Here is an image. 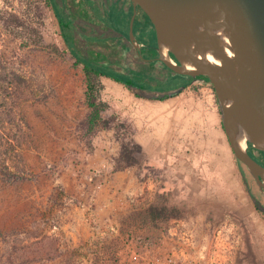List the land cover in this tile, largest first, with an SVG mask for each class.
<instances>
[{"label": "rangeland", "instance_id": "1", "mask_svg": "<svg viewBox=\"0 0 264 264\" xmlns=\"http://www.w3.org/2000/svg\"><path fill=\"white\" fill-rule=\"evenodd\" d=\"M61 1L79 28L104 32L85 0ZM123 45L74 42L98 64L135 59ZM99 83L106 127L88 134L82 65L49 0H0V264H152L172 254L264 264V198L232 153L212 86L196 80L148 106Z\"/></svg>", "mask_w": 264, "mask_h": 264}, {"label": "water", "instance_id": "2", "mask_svg": "<svg viewBox=\"0 0 264 264\" xmlns=\"http://www.w3.org/2000/svg\"><path fill=\"white\" fill-rule=\"evenodd\" d=\"M129 1L128 42L137 53L153 50L152 61L172 75L212 86L232 153L264 198V166L249 153H264V0ZM138 10L152 26L154 45L141 44L134 35ZM136 90L154 100L184 88L156 94Z\"/></svg>", "mask_w": 264, "mask_h": 264}, {"label": "trees", "instance_id": "3", "mask_svg": "<svg viewBox=\"0 0 264 264\" xmlns=\"http://www.w3.org/2000/svg\"><path fill=\"white\" fill-rule=\"evenodd\" d=\"M50 4L53 8V13L57 18L60 19V29H61V38L65 45V47L68 49L72 57L75 59L76 64L82 65V71L85 77L86 82V91H85V103L89 109V114L87 116V129L86 132L88 134H93L97 131H99L101 128L106 127V123L103 121V114L106 113L108 109V105L100 100V90H101V84L99 83L100 77H105L108 79H111L112 81L121 84L125 86L128 90L133 92V89H138L143 92H149V93H163L168 92L172 90H176L180 87L187 88L190 85V82L192 79L188 77L178 76L171 79V84H163L161 85L157 81H155L150 74L142 73V72H135V71H127V68L130 66H133L135 61H138L142 63L145 59L143 57L140 59H126L123 60V63L121 61H113V60H107L105 63H95L94 61H91L87 58H84L79 55V53L74 48V42H73V34L71 27L69 25V18H70V11L65 8V4L62 2L60 3L59 8H57L55 5H53L54 0H49ZM93 4V3H92ZM89 9L92 11V15L96 20H99L100 23L106 28L104 35H109L108 32L113 31L117 36L113 37H107L102 38V41H104L106 44H111L110 46L115 45L117 49H120V46L123 45L124 41H127L128 45L130 46V43L128 42V25L129 20L132 15V12L128 16L125 22L118 23L117 16L120 18V13L116 14L115 11H117L118 8H112L111 12L113 16H111L109 19L104 20L99 18V11L96 9L93 5L88 4ZM144 19L146 20L145 24H143L139 19H135L134 21V34L135 29L140 24H143L147 27L152 28L151 24L149 23L148 19L145 17V15L142 13ZM143 19V18H142ZM140 23V24H139ZM122 24V25H121ZM142 26V30L144 31L142 34H146V27ZM141 27V26H140ZM113 37V38H112ZM118 37V38H117ZM116 39V42L113 43L112 40ZM110 39V40H109ZM153 37V42H154ZM120 42V44H119ZM118 46V47H117ZM127 47L123 45V50H125ZM143 56V55H142ZM130 58V56L128 55ZM123 64V65H122ZM125 64V65H124ZM127 64V65H126ZM128 66V67H127ZM154 80V81H153ZM152 82H156L155 85L152 84ZM213 90V89H212ZM182 92V91H181ZM180 92V93H181ZM214 92V91H213ZM179 93V94H180ZM134 96L137 98H141L138 91L133 92ZM215 94V93H214ZM176 95H165L163 98H157L154 100L157 101H163L169 97H175ZM134 143V142H133ZM137 144V143H136ZM135 145V158H133L134 162H139L143 159L142 156V148L140 145ZM131 152L128 150L122 151L123 158H131L130 157ZM132 164V163H130ZM129 164V165H130Z\"/></svg>", "mask_w": 264, "mask_h": 264}, {"label": "flooded vegetation", "instance_id": "4", "mask_svg": "<svg viewBox=\"0 0 264 264\" xmlns=\"http://www.w3.org/2000/svg\"><path fill=\"white\" fill-rule=\"evenodd\" d=\"M60 3L62 4V2H61V0L60 1H58V0H54V2H53V5H55L57 8H59V5H60ZM65 7H66V5H65ZM132 12H133V10H132ZM55 15V14H54ZM56 17V16H55ZM140 17L141 18H143L144 19V17H143V15H142V12L141 11H139L138 10V13H137V15H136V17H135V19L137 18V19H140ZM57 18V17H56ZM58 19V22H59V26H60V23H61V21H60V19L59 18H57ZM95 19V18H94ZM96 20V19H95ZM96 21H98V20H96ZM144 21L146 22V20L144 19ZM99 22V21H98ZM78 23V21H76V19L75 18H69V25H70V27H71V30H72V34H73V42H75L76 40H80L81 39V37L86 41V42H88V43H91V44H100V43H102V44H106L104 41H102V38L104 37V38H107L108 36L109 37H111L112 35H113V37H116L117 35L113 32V31H110V32H108V34L109 35H104V33H105V30H106V28L102 25V27H103V29H104V32H102V31H98V30H94V29H91V28H89L88 30H82L81 28H79V26L81 27V25H78L77 24ZM75 24H77V25H75ZM82 25H83V27L85 28L86 26H85V23H81ZM151 29V31H152V40H153V37H154V33H153V29L152 28H150ZM133 32H134V27H133ZM135 35V34H134ZM136 36V35H135ZM112 37V38H113ZM118 38V37H117ZM117 38H115L114 40H112L113 41V43L114 42H116V39ZM136 38H137V40L139 41V40H141L142 41V37H141V39H140V37H139V39H138V37L136 36ZM110 40V39H109ZM140 42V41H139ZM141 43V42H140ZM152 43H154L153 41H152ZM119 44H120V42H119ZM141 44H144V43H141ZM106 45H111V44H106ZM116 45H117V42H116ZM145 45H148V44H145ZM151 45H154V44H151ZM122 46V45H121ZM113 49H115V51H117V48H115L116 46L115 45H113L112 44V46H111ZM118 47V46H117ZM130 47L133 49V47L131 46V44H130ZM75 48V47H74ZM76 50V49H75ZM134 50V55H135V59L137 60V59H140V57H139V55H143V54H145L146 52L148 53V56H142L143 57V59H145V61L143 62L142 61V64H144V65H146L147 66V69H150V71H152V70H154L155 68H157V69H159V70H163V71H165L166 72V74L165 75H162V77H160V76H156V75H154L153 73L151 74V73H147V74H150L151 76H152V78L155 80V81H157L158 83H160L161 85H163V84H169L170 82H171V79L172 78H174V77H176V75H172V73L169 71V70H167V69H165L164 67H162L160 64H157V62H154V61H152L153 59H155L156 58V55H155V52L153 51V50H150V49H148V48H142L141 49V51L139 52V53H137V51L135 50V49H133ZM122 51V50H121ZM125 52H127V50H124ZM146 53V54H147ZM119 54H120V51H119ZM118 54V55H119ZM122 57V60L124 59V60H126V59H129L128 57H127V55H122L121 56ZM133 57H131L130 59H132ZM136 63H140V62H138V61H135ZM123 65V64H122ZM125 65V64H124ZM128 67V66H127ZM129 68V67H128ZM128 68H127V71H129L128 70ZM129 69H133V67L132 66H130V68ZM153 80V81H154ZM193 81H195V80H191V82H190V84L193 82ZM156 83V82H155ZM155 83L154 82H152V84L153 85H155ZM171 84V83H170ZM255 150H249V153H250V155L256 160V161H258L262 166H264V162H262L261 160H259L255 155H254V152ZM259 154H264V153H262V152H258Z\"/></svg>", "mask_w": 264, "mask_h": 264}, {"label": "crops", "instance_id": "5", "mask_svg": "<svg viewBox=\"0 0 264 264\" xmlns=\"http://www.w3.org/2000/svg\"><path fill=\"white\" fill-rule=\"evenodd\" d=\"M86 1V4L88 5H93L96 9H98L99 11V18L101 19H104V20H107L109 19L111 16H113L111 12V9L112 8H118L116 12V14H118V12H120V10L122 11L120 13V18H118L117 16V21L118 23H122L124 24L123 22L126 21V19L128 18V16L130 15V13L132 12V6H131V3L129 0H85ZM93 3V4H92ZM89 9V8H88ZM113 10V9H112ZM93 14L92 11L89 9V15ZM143 24H145L144 22V19H142L140 17L139 19ZM99 21V20H98ZM100 23V21L98 22ZM121 24V25H122ZM140 24V23H139ZM143 24H140L139 26L136 27V36L142 37V41L139 40L141 43H144V44H148V45H151V44H154L152 43V31L150 29V27H147ZM141 26V27H140ZM142 26H145L146 27V34H142L144 31L141 29ZM108 79V78H107ZM179 98V95L175 96V97H172V98H167L163 101H157V100H146L145 104L148 105V106H152V103H170L172 100H175ZM134 121V120H133ZM134 124L135 126H137L138 128V124L136 123V121H134ZM138 130V129H137ZM142 148V147H141ZM142 151H144V148H142Z\"/></svg>", "mask_w": 264, "mask_h": 264}, {"label": "built area", "instance_id": "6", "mask_svg": "<svg viewBox=\"0 0 264 264\" xmlns=\"http://www.w3.org/2000/svg\"><path fill=\"white\" fill-rule=\"evenodd\" d=\"M151 262H152V264H186V263H182L173 254L170 256H167L163 261L157 260V261H151Z\"/></svg>", "mask_w": 264, "mask_h": 264}, {"label": "bare ground", "instance_id": "7", "mask_svg": "<svg viewBox=\"0 0 264 264\" xmlns=\"http://www.w3.org/2000/svg\"><path fill=\"white\" fill-rule=\"evenodd\" d=\"M164 11H165V6H163V7H162V12H164ZM242 139H243V141H244V142H246V141H247V138H246V136H243V137H242Z\"/></svg>", "mask_w": 264, "mask_h": 264}]
</instances>
